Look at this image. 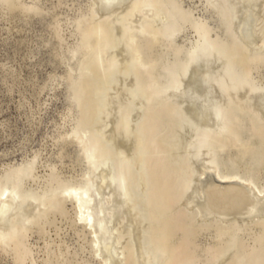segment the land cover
<instances>
[{
    "label": "rangeland",
    "instance_id": "obj_1",
    "mask_svg": "<svg viewBox=\"0 0 264 264\" xmlns=\"http://www.w3.org/2000/svg\"><path fill=\"white\" fill-rule=\"evenodd\" d=\"M148 1L154 2L155 9L159 11L160 17L157 21H153L149 16L150 19L147 16V19L144 18L145 16L141 18L137 14L140 12L130 14L129 18L124 13L119 15L120 19L125 18L123 22L130 21L128 24H132V40L129 42L125 38L126 34L122 36V28H114L122 22L119 18L116 24L107 20L106 33L103 35L100 33L101 35L98 36L99 33L95 27L103 17L95 12L92 0L0 1V187L17 185L25 196L32 195L38 199L47 195L46 199H49L48 194L52 193L51 196H57L59 194L57 192L64 188L87 186L90 167L86 158L87 147L80 137L84 138L91 129L90 125L93 127L94 122H99L96 121L97 115L99 116L97 113L99 111L98 97L104 91L103 83L112 61V63L123 61L119 64H125L127 57L128 62L135 60L141 69L137 67L134 70L135 77L132 75L134 81H138L140 86L143 84L141 87L146 93L150 90L148 94L162 93L161 96L159 95L162 103L159 102L161 98L159 101L156 98L157 100H151L153 103H149L146 107V111H150L149 107L159 109L157 110L159 119L155 118L157 119L156 134L154 133L157 138L156 140L154 137L156 144L165 136L176 139L177 137H173V132L174 135L177 133L176 136H179L176 140H179L180 144L187 139L178 128L179 125L175 123L179 122L180 118L177 117L181 114L184 118L185 108L178 97L168 94L167 89L174 83H180L181 87L185 84L182 68L185 67L190 53L196 46L210 44L211 41L204 43L205 38L214 39L212 41L215 49L212 51L215 50L213 54L218 56L217 60L213 58L214 63H211V68L214 70L211 71L212 76L217 74L224 78L225 74L221 76V73L226 72L228 76L232 75L237 80L244 78L251 85L264 81V65H257L248 59L247 55H244L245 49L231 33L225 14L224 0ZM175 6L179 11L174 8ZM141 25L145 28L142 34ZM166 27H170V30L173 28L174 33L171 36L165 35L164 32H168ZM89 28L92 29L88 32ZM200 34L203 36L205 34V38L202 36L204 41ZM105 35L107 37L103 39ZM123 37L128 42H125L127 51L124 54L130 52L125 56L121 51L124 46L122 41L125 40ZM131 42H135L134 45ZM107 44L110 45H108L109 48ZM211 47L209 45V48ZM131 50L134 51L133 55ZM220 55L222 59L219 58ZM222 61L225 62H223L224 65ZM138 69L139 71L143 69V71L137 72ZM230 76L227 77L228 79L221 78L222 82L233 80ZM118 88L115 89L117 94L121 91L124 93L121 88L120 90ZM157 89H160L159 93ZM122 92L121 96L124 97ZM227 93L225 94L226 99H232L227 100L229 104L222 101L225 98L223 95H221L222 99L218 98V102L223 103V105L219 103L222 107L225 106L223 110L227 112V116L231 114V117H235V119L231 118L234 119L233 124H231V119H226L230 122L228 124H231L230 128L234 133L228 130V133H225L229 136L226 139L223 138L224 141L220 139L222 144L218 141L213 143L212 148L217 158L216 161L221 169H230L264 186V122H262L264 118L260 116V113H256L257 109H251L253 104L252 102L248 104L245 97L231 92L232 97L230 92ZM241 96L242 98H239ZM119 98L121 97L118 95V100ZM236 98H238L239 106L235 103ZM122 99L120 100L123 101ZM239 100L243 101L242 104ZM171 102L173 105L169 104V107L168 103ZM176 105H181L182 109L180 112L175 111L178 114L171 112L172 106L178 110L179 107ZM153 109L152 111L155 110ZM227 116L225 113V118ZM252 123L254 125H251ZM174 128L177 132L173 130ZM214 130H217L216 126ZM160 143L159 145L164 144L161 141ZM220 144L226 146L222 152H219L217 148ZM162 152L164 153L163 150ZM168 165L170 164L167 163ZM26 166L28 167L25 168ZM179 172L177 170L172 173L175 174L174 184L172 183L175 185L174 190L179 186L178 183H183L180 180L184 181L181 177L184 174L182 175L180 170ZM177 178L180 179L177 180ZM54 192L57 194L54 195ZM40 198L37 202L42 200ZM50 200H43L45 204L40 201L44 206L48 205L46 207L38 202L40 205L38 203L37 205L41 207L37 210L36 205L37 208L30 213L33 217L31 218L30 215L28 217L32 220H26L27 223L23 222L25 229L23 231L21 229L20 235H17L8 245L0 247V264H103L101 258L96 257L92 249L89 232L77 222L74 204L72 202H60L61 204L57 202L56 204L52 201L49 205ZM53 203L58 205L56 210ZM180 207L179 209L176 205L171 208H176L174 210L178 212L177 209L181 210L182 205ZM169 211L172 212L169 208L163 211L168 213V215L165 214L167 217H172L173 213H176L173 211L170 216ZM179 212L185 215L180 218L182 221L179 219L178 223L182 229H176L169 243L173 244L184 239L186 249L191 254V264H264V221L248 226L209 225L203 227L201 225L200 227L196 221L190 220V213L186 215V212L182 210ZM120 217L114 224V227L119 228L115 227L116 234L121 240L120 248L123 250H121L123 255L127 256L126 263L135 264L136 256L132 245L134 243H132V237H129L132 236V230L127 220L124 218L122 222L123 217Z\"/></svg>",
    "mask_w": 264,
    "mask_h": 264
},
{
    "label": "bare ground",
    "instance_id": "obj_2",
    "mask_svg": "<svg viewBox=\"0 0 264 264\" xmlns=\"http://www.w3.org/2000/svg\"><path fill=\"white\" fill-rule=\"evenodd\" d=\"M92 1L95 6V12L103 17L102 21H99V24L95 27L97 33H99L98 36L106 33L107 29L105 23L107 20H110L111 23L115 22L116 24V21L119 22V20L122 19V22L120 21L121 23L117 24L114 28H122V36L126 34L127 37L125 38L128 42L132 40V24H128L130 21L123 22L125 18H119L121 13H124L126 17H128L132 13L140 12L137 14H139L141 18L145 16L144 18L147 19L149 16L153 21H157L160 17V14H158L159 11L154 7V2L148 0ZM224 3L225 14L230 25L229 27L231 28L230 30L232 31L231 33L245 49H243L245 51L244 55H247L248 59L255 62L257 65H264V0H224ZM174 8L177 10L176 6ZM166 28H168V32H164L165 35L171 36V34L174 33L173 28H171V30L170 27ZM91 29L89 28L88 32ZM96 31L93 32L96 33ZM144 31L145 28L141 25V34ZM106 35L103 39H106ZM200 36L202 37L203 34H200ZM203 37L202 41L206 39L204 43L211 42L208 46H196L192 52L189 50L191 52L190 56L185 67H183L184 69L182 68L185 84L181 87L180 83H174L167 89L168 94L178 97L183 108H185L184 111L186 115L183 113L184 118L181 117V114L177 117L180 118L179 122H175L177 126L179 125L178 128L180 131L187 137L183 144H180L179 140H176L179 136H176L177 133L174 135V132L173 137H177L176 139L171 138V136H165V139L162 138V140L164 139L163 141L160 140L164 142V144L162 143V145H159L160 141H158V144L155 143L157 140L154 136L156 134L155 122L159 119L157 112L159 109H155L154 107V110L152 107L154 110L152 111L149 107L151 113L157 112L151 114L148 113L150 111H146V107L149 106V103H153V99L157 98L159 101L161 98L159 95H162L161 92V94L159 93L160 89H157L159 94H156L157 92L155 93L157 96L152 93L148 94L150 90L146 93L141 87L143 84L140 86L138 81L139 84L136 80L134 81L132 75L135 77L134 70L138 67L135 60H130V62L132 61L130 63L127 57L125 58L126 60L124 59L125 64H119V62L122 63L123 61H116V63H112V61L109 64L107 77L103 83L104 91H102L100 95L98 94L99 111L97 113L99 116L96 114L98 119L96 120L95 117V120L99 122H94L93 127L90 125L91 129L89 128V132H87V134L85 133V137H80L82 139L79 138L87 147L86 158L90 167L87 186H84V188L70 187L64 188V190L62 189V191L59 192L55 191L59 194L54 192V195L57 194V196H51L52 193H50V195L48 194L49 199H46L47 195H45V197L42 196V198L39 197L42 199L38 201L41 205H43V203L45 204L43 200H50V198L54 200L51 199L48 201L49 205L52 201L56 204H58L57 202H72L74 204L77 222L89 232L92 249L94 253H96V257L101 258L103 264L126 263L127 256L125 257L126 254L123 255L122 253L123 250L120 248L121 240L116 234V226L114 227V224L120 216L123 217L121 221L124 220V218L127 220L131 228L130 230H132V236L129 237H132V243H134L131 244L135 250V262L137 264H191V254L186 249V241L184 239L173 244L169 243L176 229H182L178 224L181 220L180 218L185 216H183V213L179 212L181 210L182 212H186V215L190 213V220L196 221L197 225L200 224V227L201 225L203 227L209 225H219V227H228L232 225L248 226L264 221V186L258 185L251 178L241 176L230 169H221L218 161H216L217 158L212 148L215 141L222 144L221 140L229 136V134L228 136H226V134L228 130L232 131L230 125L234 123L233 120L235 119V117L230 116V111L228 112L230 115L227 116V112L223 110L225 106L222 107L220 104L223 105V103L218 102L221 95L225 97L222 101H226V103L227 100H232L226 99V92L242 95L245 97L248 104L252 102L253 105L251 109H257L256 113H260V116L264 118V81L251 85L248 84L244 78H239L240 80H237L232 77V75H229L233 80H226V82L224 80V83L222 80L227 77L229 78L226 72L221 73V76L222 74L227 75V77L223 75L224 78L220 77V75L217 76V74L212 76L211 71L213 72L214 70L211 68V63H214L213 61L218 56L213 54L215 50L212 51V49H215L214 39H212V41L207 40L205 37L204 39ZM125 38L123 37V39ZM126 39L122 41L124 43L123 49L121 50L123 54L127 51L126 43L128 42H126ZM134 43L132 45H134ZM108 45L109 44H107V47L109 48L110 45ZM132 45L129 46L132 47ZM209 45L212 47L209 48ZM116 46L118 47V45ZM210 49L212 53L209 51ZM235 49L237 48L235 47ZM226 51L228 52V49ZM132 52L134 51L131 50V53ZM125 54L127 55L128 52ZM244 55L242 57H244ZM219 58L222 59L223 57L220 55ZM223 62L224 61H222V64L224 65L225 62ZM148 64L151 65V63ZM139 69L137 72L143 71V69L140 71ZM93 76L94 75H92V77ZM216 76L217 78H215ZM221 78L223 79L221 80ZM180 79L184 80L182 77H180ZM87 84H89V82H87ZM118 87L124 91V93L121 91L124 97L121 96V92L117 94V90L115 89ZM118 95L121 97L119 100ZM164 95L167 96V94ZM230 96H232V93ZM242 96L239 98H242ZM245 99L243 100L245 101ZM237 100L238 98L235 99L236 102H233L237 103ZM171 101L173 102V100ZM159 102H163L162 98ZM172 102L168 103V106L169 104L173 105L174 102ZM241 102L243 101L241 100L240 103ZM238 103L236 104L237 106L240 105ZM227 104H229V102ZM176 106L179 107L178 110L172 106L175 110L171 107V112L174 111V113H177L175 111L180 112L182 110L180 108L181 105ZM164 107H166V105H164ZM145 112L147 113L145 114ZM225 113L227 116L226 118ZM155 114L157 115L154 117ZM135 116L136 119L138 118L137 120L134 119ZM141 119L143 120L141 121ZM226 119H231V124H228L230 122H227ZM92 120H94V118H92ZM213 125L216 126L217 130H214L215 126ZM251 125L254 124L252 123ZM173 130L176 129L174 128ZM233 133L232 131V134ZM169 135L170 134H168V136ZM154 137L156 140H154ZM183 139L184 138H182V140ZM221 144L217 146L219 152L224 151L226 147ZM162 150L164 153L166 152L165 154L168 156L165 155L166 159L164 158L165 156ZM161 154L163 155L161 156ZM166 162L170 165L167 166ZM27 167L28 166L25 168ZM177 170L178 172L179 170L182 171V175L184 174V176H181L182 179L184 178V181L180 180L183 182L182 184L180 181V184L177 182L178 185L181 186L180 188H177L179 187L177 186L176 190H174L175 185H173V180L175 174L173 175L172 173ZM178 179L180 178H177V180ZM177 189L179 190L177 191ZM38 199L37 197L34 198L32 195L25 196V194H22L17 185L0 187V247L8 245L17 235H20L21 229L22 231L25 229L23 222L26 220L30 221L33 217L31 216L33 214L30 215V213L33 212L37 206V210L41 207H39L40 204L37 202ZM37 203L39 205H37ZM175 204L179 209L182 205V209H177L178 212H176V208H171L172 206L176 207ZM46 206L43 205V207ZM53 206H55L54 208L56 210L58 205L56 206L53 203ZM49 208H51V206H49ZM168 208L172 210L171 213H173V211L176 212L173 213L172 217H167L166 215H168V213L166 214L163 212L168 210ZM44 213L46 214L47 212L45 211ZM171 213L170 216L172 215ZM29 215L31 216L30 219H28V217H30ZM187 217H189V215ZM191 217L193 218L191 219ZM192 221L190 223H192ZM27 222L28 221L25 223ZM116 229L119 228L116 227ZM125 229L124 227V230ZM123 231L122 233H124ZM14 244L16 245V243ZM126 264H129V262Z\"/></svg>",
    "mask_w": 264,
    "mask_h": 264
}]
</instances>
